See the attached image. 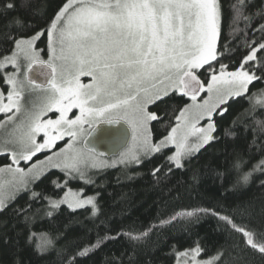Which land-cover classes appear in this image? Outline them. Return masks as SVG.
<instances>
[{
	"label": "snow or ice",
	"instance_id": "obj_1",
	"mask_svg": "<svg viewBox=\"0 0 264 264\" xmlns=\"http://www.w3.org/2000/svg\"><path fill=\"white\" fill-rule=\"evenodd\" d=\"M42 7L30 0L18 4L0 0V14L4 15L18 8ZM254 8L255 0H229L227 8L224 0H61L44 28L37 30L23 17H11V24L18 28L4 40L11 45L7 54L0 53V68H13L0 76L10 86L6 92L0 91V113L6 117L0 120L6 131L0 140V157L8 161L0 164V174L7 177L0 181V211L7 210L19 194L30 193L27 206L13 208L25 222L40 212L32 205L46 201L52 210L61 204L73 210L91 205L89 220L95 224L104 213L93 197L81 199L68 188L54 199L32 186L47 178L52 169L65 175L63 185L51 181L62 191L72 179L91 183L86 170L96 166L90 163L96 148L89 145L120 139L127 146L125 129L104 125L123 122L131 129L132 147L114 163L140 164L160 154L164 162L152 170L157 182L183 169L205 145L218 140L215 118L223 119L233 104L245 98L251 104L257 95L252 88L264 84V6L250 11ZM43 37L47 39L46 61L40 59L44 49L37 43ZM37 63L50 69L46 83L28 76ZM81 77H90V82L83 83ZM260 91L264 93V89ZM176 95L189 102L171 115L167 111L159 115L160 105ZM259 110L264 112V107ZM49 113L58 115L46 118ZM166 117L167 135L154 142L153 123H164ZM251 119L252 123L237 119L236 127L224 130L225 136L259 134L264 139V122L255 116ZM65 138V146L55 150ZM170 146L175 151L168 155L165 150H171ZM46 152L51 154L44 160H34L38 153ZM244 163L236 157L233 167L239 170ZM241 179L247 183L249 173ZM197 212L218 216L230 234L239 237L219 249L212 264H247L246 252L264 259V213L257 223L248 208L237 210L239 219L210 209L185 210L160 223L189 219ZM46 215L52 217L53 211L46 210ZM153 227L120 230L112 236L98 233L95 242L67 243L56 249L60 264H81L82 257L100 250L108 240L126 238L134 249ZM61 238L67 239L45 236L37 248L41 252L53 249ZM201 252L197 243L178 256L183 264H200L197 257ZM125 255L113 257L107 264H125ZM127 264H134L131 257Z\"/></svg>",
	"mask_w": 264,
	"mask_h": 264
},
{
	"label": "trees",
	"instance_id": "obj_2",
	"mask_svg": "<svg viewBox=\"0 0 264 264\" xmlns=\"http://www.w3.org/2000/svg\"><path fill=\"white\" fill-rule=\"evenodd\" d=\"M9 3H19V0H8ZM33 5H43L42 8L17 9L7 15L0 14V53H6L10 44L4 43L9 34H15L17 25L11 24V17L21 16L26 23L34 28L46 27V20L57 10L61 0H30ZM229 0H224L227 8ZM264 6V0H255V11ZM36 12V15H33ZM47 12V15L43 13ZM227 39V28H225ZM46 37L38 41L39 48L46 51ZM0 70V76H2ZM0 86L4 82L0 79ZM264 88V84H257L252 92L257 93ZM189 102L187 98L174 96L166 104L160 105L159 115L167 111L169 115L174 109H179ZM151 107V106H150ZM248 98L239 104H233L232 109L221 119L216 117L218 131L215 135L217 141L205 145L190 162L181 170H175L167 180H157L152 170L163 163L160 154L144 159L140 164H133L124 169L110 167L93 174L92 182L84 180H69L67 187L82 191L83 195H92L98 201L103 215L95 224L91 223V206L70 209L62 204L58 209L52 210L46 201H38L32 205L33 209H40L30 221L13 213V208L27 206L31 201L30 193H22L5 211H0V264H60L56 249L67 243L95 242L96 236L115 235L117 231L136 230L143 231L154 226L149 236L133 249L126 238L108 240L106 244L89 256L81 258V264H107L113 257L123 253L125 264L129 257L134 264H174L178 253L194 247L197 243L202 248L199 255L203 260L212 264L216 253L225 246H230L233 240L239 237L230 234L227 225L218 216L197 212L196 216L161 224L168 221L174 213L185 210L210 209L221 216L235 215L239 219L237 210L248 208L254 213L255 221L260 222L264 213V139L259 134L228 135L226 128L236 127L237 119H247L252 123L251 116L264 122V112ZM253 108L249 115L248 110ZM153 111L157 109L152 107ZM174 123V119H173ZM167 117L164 123H153L151 138L154 142L167 135ZM61 143L58 144L60 146ZM171 150H165L170 155ZM47 153L37 154L34 160ZM236 157H241L245 163L237 170L233 167ZM0 157V164L7 163ZM24 166V165H23ZM223 174L222 176L220 174ZM249 173V181L244 183L241 177ZM32 187L49 197L59 199L64 194L60 188L54 187L52 180L61 185L65 175L59 169H52L46 173ZM196 177L194 180L193 177ZM46 210L53 211L48 217ZM198 217V218H197ZM101 227H97L101 225ZM33 234H35L33 236ZM33 238L30 240L29 237ZM48 237L61 238L53 249L41 252L37 245ZM41 239V240H40ZM243 256L247 264H264L258 253L246 252Z\"/></svg>",
	"mask_w": 264,
	"mask_h": 264
},
{
	"label": "rangeland",
	"instance_id": "obj_3",
	"mask_svg": "<svg viewBox=\"0 0 264 264\" xmlns=\"http://www.w3.org/2000/svg\"><path fill=\"white\" fill-rule=\"evenodd\" d=\"M40 49H42V48H40ZM40 59L41 60H44V61H46L48 59L47 42H46V51L45 52H41ZM22 63H24V62L22 61ZM0 70L2 71L1 73L3 75L5 72H12L13 71V68H12L11 65H9L7 68H0ZM90 79H91L90 77H81V81L83 83L90 82ZM9 87L10 86L4 84V86H0V91H5L6 92L9 89ZM253 102L257 106H261V105L264 106V93H261V91L257 92V95L255 97H253ZM72 113H75L76 115H79L78 109H73L72 110ZM72 113H69V115L72 116ZM56 115H58V114H56V113H49L46 118H54ZM4 119H6V117L4 116V114L0 113V120H4ZM201 123H202V125L204 124V122H201ZM130 131H131V129H130ZM5 135H6L5 128L0 127V140H2L5 137ZM38 139H40V138L38 137ZM67 139L68 138H65V141L58 142V144L61 143V145L58 146V144H57V148L55 150H58L59 148H63L65 146V143H66ZM81 143L83 144V141ZM132 144H133V141H132V139H130V142H129L128 146L122 152L127 151L128 148L132 147ZM170 148H172V151L170 153V155H171L175 151V148H174V146H170ZM46 153L47 154H45V155H50L51 154L50 152H46ZM38 154H41V153H38ZM120 154L118 156H116V157H111V158H103V157H100V156H97V155L94 154V160L91 161L90 163L91 164H95L96 166L95 167L89 166L87 168V170H86L87 176L91 177V179H92L94 173H97V172H99V171H101L103 169L110 168V167H121V168L126 169L129 166H132L133 165V164H129V165L126 166L125 164L114 163V162H116V161H118L120 159ZM45 155L41 156L38 159L41 160V161L44 160ZM21 166H23V165H21ZM6 178L7 177H6L5 174H0V181L4 180ZM72 180L74 181V180H80V179H72ZM84 181H86V183H88V180H84ZM68 188L72 189L73 192L77 193V195L81 199H84V198H87V197H93V199L95 200V197L94 196H92V195H88V196L83 195L82 191H76L75 188H72V187H69V186L66 188L65 192L68 190ZM64 205H66V204H64ZM85 206H89V205H85ZM197 260L200 262V264H204L205 261H209V260H203V259H201L200 256L197 257ZM174 264H183V258L177 256V258L175 259V263Z\"/></svg>",
	"mask_w": 264,
	"mask_h": 264
},
{
	"label": "water",
	"instance_id": "obj_4",
	"mask_svg": "<svg viewBox=\"0 0 264 264\" xmlns=\"http://www.w3.org/2000/svg\"><path fill=\"white\" fill-rule=\"evenodd\" d=\"M50 69L47 67L39 65L37 63L32 71L28 73V76L35 78L38 82L46 83L47 80L50 78ZM103 127L109 128V129H115V128H123L127 131L128 136L127 139V146L131 139V131L130 128L127 130V125H124L123 122H121L120 125H104ZM85 139L91 140V137H86ZM83 145V144H82ZM90 147L94 146L96 148V153H94L97 156L103 157V158H111L118 156L127 146H125L124 141L120 139H113L110 143H94L93 145H89Z\"/></svg>",
	"mask_w": 264,
	"mask_h": 264
}]
</instances>
